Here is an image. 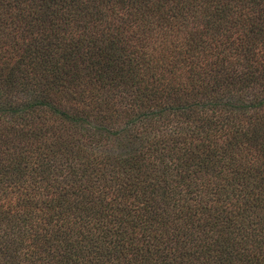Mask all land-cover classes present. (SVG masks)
Returning a JSON list of instances; mask_svg holds the SVG:
<instances>
[{
  "label": "trees",
  "instance_id": "16d2710c",
  "mask_svg": "<svg viewBox=\"0 0 264 264\" xmlns=\"http://www.w3.org/2000/svg\"><path fill=\"white\" fill-rule=\"evenodd\" d=\"M0 264H264V0H0Z\"/></svg>",
  "mask_w": 264,
  "mask_h": 264
}]
</instances>
